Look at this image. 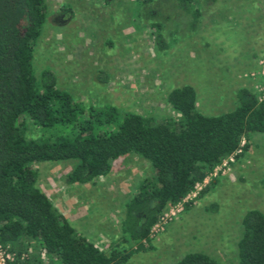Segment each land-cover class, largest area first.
Returning <instances> with one entry per match:
<instances>
[{"label": "rangeland", "instance_id": "rangeland-1", "mask_svg": "<svg viewBox=\"0 0 264 264\" xmlns=\"http://www.w3.org/2000/svg\"><path fill=\"white\" fill-rule=\"evenodd\" d=\"M195 1L200 17L194 23L176 0H154L149 16L138 13L135 0H45L47 18L34 48V74L38 80L43 69H50L56 86L84 107L114 105L156 118L177 116L165 97L185 83L195 88L197 109L206 115L232 109L242 88L264 100V0ZM151 21L161 24L165 50L157 47ZM26 133L31 139L38 134L30 124ZM238 155L189 193L181 209L143 239L144 248L125 264H176L193 251L218 264H238L241 217L249 208L264 212V133L252 134ZM34 167L39 188L76 230L88 226V237L105 251L115 240L120 249L137 248V242L121 238L120 215L123 203L152 172L147 160L129 153L115 159L106 176L73 185L65 180L73 161ZM189 200L192 205L185 209ZM6 247L19 262L46 259L28 240L15 249Z\"/></svg>", "mask_w": 264, "mask_h": 264}, {"label": "trees", "instance_id": "trees-1", "mask_svg": "<svg viewBox=\"0 0 264 264\" xmlns=\"http://www.w3.org/2000/svg\"><path fill=\"white\" fill-rule=\"evenodd\" d=\"M135 1L138 13L151 15L154 0ZM176 2L194 23L198 20L195 0ZM46 18L45 0H0V243L15 249L28 240L46 257L32 255L21 264H125L144 248L142 240L149 239L166 209L230 156H240L237 151L248 147L252 134L264 133V100L242 88L232 109L206 115L197 109L195 88L185 83L166 93L175 117L144 116L114 105L84 107L56 86L50 69H43L38 80L34 74V48ZM149 27L158 49L165 50L161 24L151 21ZM29 124L38 133L32 139L26 133ZM129 153L147 160L152 170L120 215L121 238L138 246L120 249L115 240L105 251L76 230L39 188L34 164L73 161L66 183L84 184L106 176L113 161ZM191 205L187 201L185 209ZM240 224L238 264H264V212L249 208ZM176 264L218 263L193 251Z\"/></svg>", "mask_w": 264, "mask_h": 264}, {"label": "built area", "instance_id": "built-area-1", "mask_svg": "<svg viewBox=\"0 0 264 264\" xmlns=\"http://www.w3.org/2000/svg\"><path fill=\"white\" fill-rule=\"evenodd\" d=\"M263 94H264V90H263ZM259 100H262V99H259ZM241 150H238L237 151V153L238 152H240ZM233 156H230L229 157V159H231ZM227 160V159H226ZM217 168V167H216ZM199 187V184H197L196 186H195V190L197 189ZM194 190V191H195ZM194 191H192V192H194ZM191 193V192H190ZM189 195V194H188ZM186 198H187V196L182 200V201H184V200H186ZM181 201V202H182ZM179 206V207H178ZM181 209V206H180V202L179 203H177V204H175V206L174 207H171V208H169V210L168 211H165L163 214H162V216L160 217V219H159V221L157 222V223H155L152 227H151V229H150V234L149 235H152V234H154L155 232H157L158 230H160V229H162L163 228V226H164V224L166 223V221L168 220V219H170L171 218V216H173L174 214H175V210L176 211H179ZM24 256L22 255L21 257H20V260H24ZM23 263V262H22ZM0 264H21V262H19V261H16V258L14 257V255L7 249V247L6 246H4V245H2L1 243H0Z\"/></svg>", "mask_w": 264, "mask_h": 264}, {"label": "crops", "instance_id": "crops-1", "mask_svg": "<svg viewBox=\"0 0 264 264\" xmlns=\"http://www.w3.org/2000/svg\"><path fill=\"white\" fill-rule=\"evenodd\" d=\"M122 207H123V206H122ZM93 215H94V214L86 213L85 216H86V217H87V216H90L91 218H93ZM70 224L73 226L72 222H71ZM97 225H98V224H97ZM73 227H74V226H73ZM76 228L78 229L79 232H81L83 235H85L86 237H88V235H87L86 232H85V230L88 231V229H89L88 226H84V227H83V226L81 225V227L77 226ZM100 230H101V228H100ZM88 238H89V237H88ZM89 239H90V238H89Z\"/></svg>", "mask_w": 264, "mask_h": 264}]
</instances>
